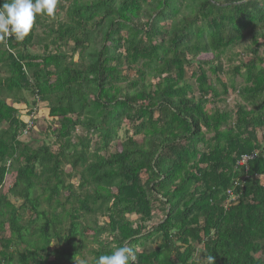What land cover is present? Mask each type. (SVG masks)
Listing matches in <instances>:
<instances>
[{"label":"trees","instance_id":"obj_1","mask_svg":"<svg viewBox=\"0 0 264 264\" xmlns=\"http://www.w3.org/2000/svg\"><path fill=\"white\" fill-rule=\"evenodd\" d=\"M247 39L252 59L233 68L244 82L243 104L234 120L226 111L209 113L207 98L220 94L202 66ZM259 39L264 0H58L54 17L38 16L23 42L0 37V189L13 170L8 194L23 202L17 207L0 193V233L6 225L11 232L0 239V264H74L87 248V216L98 245L90 264L124 244L134 264H208V257L264 264ZM36 46L43 53L33 52ZM202 54L213 60L197 61ZM194 63L196 88L187 78ZM221 85L224 95L237 90L235 82ZM40 104L58 123L55 153L20 139L35 128ZM124 125L132 134L127 130L113 153ZM251 155L247 168L237 165ZM157 211L164 217L148 227ZM156 238L157 248L148 249Z\"/></svg>","mask_w":264,"mask_h":264},{"label":"rangeland","instance_id":"obj_2","mask_svg":"<svg viewBox=\"0 0 264 264\" xmlns=\"http://www.w3.org/2000/svg\"><path fill=\"white\" fill-rule=\"evenodd\" d=\"M1 1H3V0H1ZM63 5L66 6L67 4H63ZM55 20H57V17H55ZM163 26L166 27L167 25H163ZM41 34H42L41 31H39L38 32L39 37H41ZM4 35H6V34H0V37H2ZM250 44H251V39H247L246 41H244L242 43V45L236 46V48H234L231 51V54H226L224 57H222L220 59V61H214L211 66H207V65L202 66L203 69L206 70L210 82L214 83L218 93L220 94V97L218 99L212 97L211 95L207 98L210 101L206 105V109L208 110L209 113H214L215 111H219V112L220 111L221 112L226 111L228 113H231L230 115L232 116L233 120L235 119V113L237 110V105L243 104L241 101V98L239 97L238 92H239L240 88L244 86V82H242V79L239 75L234 74L233 68L235 66H239L241 61H243L244 63H247L252 59L251 52L247 50L248 47L251 46ZM259 44L261 45L260 46V54L264 57V40L259 39ZM33 52L40 53V54L43 53L42 46L34 47ZM196 60L202 61V62L212 61L213 56L202 54L198 58H196ZM219 65H221L222 71L218 72L217 74H213L210 70V67L215 68V67H218ZM197 69H198V65L195 63L190 68L187 69V78L190 81V83H192L194 85L195 88H196V79L192 78L191 76H192V73L196 72ZM217 80H219V81H217ZM231 82H235L237 90L232 91L230 89L229 93L227 95H224L223 94V86L221 85V83H224L226 85H230ZM195 95H196V97H199L198 92H196ZM26 97L29 100V102L31 103L32 97H28L27 94H25V98ZM20 107L21 106H19V108ZM26 112H28V111H26ZM27 114L24 113L22 115L23 119L28 121V122H31L33 119H32V117L29 118L30 116H29V114L28 115ZM35 119H36L35 128L30 131V135L28 137L27 136L20 137V139L32 148H39L43 145H47L52 149V151L54 153L57 152L58 148H59V143L57 141V136L54 133V131H55L56 127L58 126V123L55 119L52 120L51 118H49L48 111H47V104H40L38 106V112L35 116ZM127 130H129L128 125L122 126L121 131L119 133V136H120L119 140L114 142L110 147L111 152L114 153L116 151H120V146H121V143L124 141L125 132ZM83 132H84L83 130H79L78 133H79V135H82ZM131 134H132V132L130 131V135ZM138 139H140V138H138ZM96 142H97V139L94 137L93 142H92L93 145H96ZM65 170L68 173L71 172V168L69 166H66ZM15 177H16V173L13 170H11L10 173L5 178V182H4L2 189H0V193L7 194L9 196L10 200L17 207H20L23 204V202L20 200H15L12 196H10L8 194L9 189L13 186ZM74 179L75 180L73 181V183H74L75 187H77L78 177H76ZM69 182H72V181L70 180ZM40 194H42V192H39L38 195H40ZM43 208L47 209V205L45 203L43 204ZM24 213H25V217L27 219H30L31 216H30L29 211H25ZM155 213L156 214L153 216L152 220L148 223V227H151L153 225L158 224L162 220V218L164 217V214L161 211H159V212L157 211ZM129 219L133 222L138 220V218H136L134 216H130ZM105 220L106 219L104 217L98 216L96 218L95 222H97L98 225H103ZM82 223H83L82 229H87L86 230V240H85L87 248L82 251L81 255H78L77 257H75V259L73 260L74 264H80L81 261H86V264L92 263L94 258L89 251L95 250L98 248V245H96L92 242L93 238L91 236L93 235V233H92V231L89 230V228L91 226H93V224H94V222H92V220H91V217L90 216L84 217V219L82 220ZM2 237L3 238H10L11 237V232H10L7 225L5 226L3 233H0V239ZM101 240L104 241L105 243H110V238H108L106 235H104L101 238ZM158 244H159V239L156 238L153 241L149 242V244L147 245V248L154 250L157 248ZM19 247H20V250L23 249L22 245H20ZM111 248H114V246H112ZM141 249L142 248H140V247L137 248V250H139V251H141ZM54 250H55V246H54V244H52L50 251L52 253H54ZM196 260H199V259L197 258ZM53 261H55L54 255H52L50 257L49 263H51ZM63 264H71V263L64 262Z\"/></svg>","mask_w":264,"mask_h":264},{"label":"clouds","instance_id":"obj_3","mask_svg":"<svg viewBox=\"0 0 264 264\" xmlns=\"http://www.w3.org/2000/svg\"><path fill=\"white\" fill-rule=\"evenodd\" d=\"M58 0H4L0 6V34L23 42L32 32L38 16L54 17ZM136 254L127 244L114 247L109 254L99 256L95 264H134ZM214 264V258H207ZM80 264H86L81 261Z\"/></svg>","mask_w":264,"mask_h":264},{"label":"built area","instance_id":"obj_4","mask_svg":"<svg viewBox=\"0 0 264 264\" xmlns=\"http://www.w3.org/2000/svg\"><path fill=\"white\" fill-rule=\"evenodd\" d=\"M6 37H9L8 35H6ZM32 124L29 123V127L28 129L25 131V134L28 132V130H30ZM255 155H251V156H242V158L240 159V161H238L237 165L239 167H242V168H247V165H248V162L252 159H254ZM248 170V169H247ZM228 195H229V199H235L233 193L231 191L228 192Z\"/></svg>","mask_w":264,"mask_h":264}]
</instances>
